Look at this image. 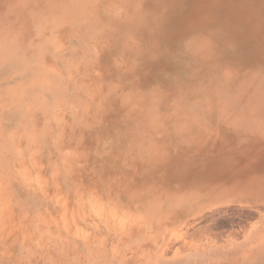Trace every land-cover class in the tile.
I'll return each mask as SVG.
<instances>
[{
  "label": "rangeland",
  "instance_id": "rangeland-1",
  "mask_svg": "<svg viewBox=\"0 0 264 264\" xmlns=\"http://www.w3.org/2000/svg\"><path fill=\"white\" fill-rule=\"evenodd\" d=\"M0 264H264V0H0Z\"/></svg>",
  "mask_w": 264,
  "mask_h": 264
},
{
  "label": "bare ground",
  "instance_id": "bare-ground-1",
  "mask_svg": "<svg viewBox=\"0 0 264 264\" xmlns=\"http://www.w3.org/2000/svg\"><path fill=\"white\" fill-rule=\"evenodd\" d=\"M250 14V13H249ZM224 255V254H223ZM230 255V254H229Z\"/></svg>",
  "mask_w": 264,
  "mask_h": 264
}]
</instances>
